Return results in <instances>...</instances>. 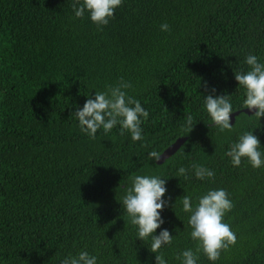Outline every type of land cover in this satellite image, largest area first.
Listing matches in <instances>:
<instances>
[{"label": "trees", "instance_id": "trees-1", "mask_svg": "<svg viewBox=\"0 0 264 264\" xmlns=\"http://www.w3.org/2000/svg\"><path fill=\"white\" fill-rule=\"evenodd\" d=\"M72 4L0 0V264H60L81 250L99 264H155L120 204L137 174L168 179L157 230L176 236L160 250L168 264L197 248L178 199L188 194L195 205L215 189L232 201L223 222L237 237L215 264H264V167L246 158L234 167L226 156L245 132L264 146V118L241 113L221 131L203 108L215 89L232 95L236 112L245 110L234 70H249V54L264 62V0H123L101 27L87 15L75 18ZM121 79L150 114L144 141L121 135L119 126L89 138L76 106ZM189 115L190 134L182 131ZM182 137L188 140L165 163L148 159ZM192 164L215 175L177 177ZM197 255L198 264H212Z\"/></svg>", "mask_w": 264, "mask_h": 264}, {"label": "clouds", "instance_id": "clouds-1", "mask_svg": "<svg viewBox=\"0 0 264 264\" xmlns=\"http://www.w3.org/2000/svg\"><path fill=\"white\" fill-rule=\"evenodd\" d=\"M122 4L123 0H73L72 11L75 18L80 19L87 15L97 27H101L109 24V20L115 16L116 10ZM160 30L168 32L169 25L161 24ZM244 63L249 66L248 71L234 70L238 89L243 88L245 93L240 107L253 113L251 116L245 115L261 121L264 118V62L256 55L249 54ZM131 87V83L121 79L104 91L95 90L94 97L88 95L83 107L76 106L73 113L80 131L89 138L96 139L99 130L102 129L108 134L119 126L121 135L127 132L133 142L144 141L142 125L150 114L139 100L128 95L126 90ZM215 91L212 89V94L203 96V108L213 126L221 131L231 130L234 127L232 116L236 113L231 101L232 95H215ZM194 127L193 118L190 115L185 117L182 131L190 134ZM261 149H264V146H261L254 132H245L231 144L226 156L231 159L234 167H239L242 159L246 158L253 168L259 169L264 167V150ZM162 158L161 153L155 149L148 153V159L153 161L155 166L159 165ZM190 173L198 180L210 179L215 175L211 169L199 164H192L188 168L180 166L177 169V177L188 179ZM167 181L168 179L158 175L137 174L132 177L131 187L127 188L122 203L119 202L136 229L137 239L147 244L150 253L154 254L155 264H168L160 250L170 245L176 237L166 228L157 234V230L164 224L161 213L169 203L165 199L168 192ZM178 200L182 202L183 211L190 214V237L197 242L195 252L186 249L178 254L179 264H198L197 253L201 251L215 264L221 251L234 245L237 239L230 225L223 222L225 215L233 208L228 193L224 189L209 190L198 197L195 205L188 194ZM60 264H99V260L96 255L81 250L77 254L64 256Z\"/></svg>", "mask_w": 264, "mask_h": 264}, {"label": "water", "instance_id": "water-1", "mask_svg": "<svg viewBox=\"0 0 264 264\" xmlns=\"http://www.w3.org/2000/svg\"><path fill=\"white\" fill-rule=\"evenodd\" d=\"M241 113H245L248 115H252L253 113L250 110H243V111H238L235 114H233L232 116V124L235 123L236 117L239 116ZM188 140L187 137H182L179 138L174 144H172L163 154V158L162 160L159 162V164H163L165 163V161H167L169 158H171L172 156H174L178 150H180V148L186 143V141Z\"/></svg>", "mask_w": 264, "mask_h": 264}]
</instances>
